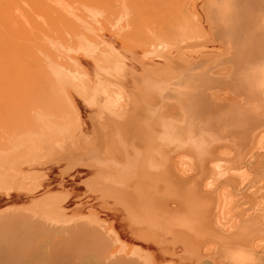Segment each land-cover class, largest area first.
Wrapping results in <instances>:
<instances>
[{
  "label": "rangeland",
  "instance_id": "obj_1",
  "mask_svg": "<svg viewBox=\"0 0 264 264\" xmlns=\"http://www.w3.org/2000/svg\"><path fill=\"white\" fill-rule=\"evenodd\" d=\"M202 2L0 0V212L59 262L264 264V60L220 56Z\"/></svg>",
  "mask_w": 264,
  "mask_h": 264
},
{
  "label": "bare ground",
  "instance_id": "obj_2",
  "mask_svg": "<svg viewBox=\"0 0 264 264\" xmlns=\"http://www.w3.org/2000/svg\"><path fill=\"white\" fill-rule=\"evenodd\" d=\"M253 1H255V0H244V5H243V2L241 3V1H240V3H239L238 0H203L200 8L202 10V13L204 14L205 22L208 25V29H209L210 39L208 41L211 44H219V45H222L225 47V51H224L225 53L224 54L222 53L223 55H220V56L225 55V57L227 59L232 58L231 51H232V46L235 43V38L237 36H241V35L244 36L245 35V38L247 40L246 44H249L250 51L254 55V57L258 58L256 60H258V61L264 60V3H263L264 1L258 0V1H256V5H254V6L252 5ZM238 4H240V5L242 4V6H240ZM260 20L261 21L263 20V21L261 22ZM200 32H202V31H200ZM214 57H216L215 54H209V55L201 54L200 59H198L197 61L191 62L187 66H184L182 68V70L192 71L195 68H201V67H203V65L210 64L211 62H214V61H216L217 58H219L218 56L216 58H214ZM208 68H207L208 70L212 69L210 66ZM206 79H207V81L201 80L198 83L189 82V84L187 83V81L182 80V81L186 82L182 86L183 87H185V86L190 87V89L192 90V91H190V94L192 93L195 96L197 95V98H201L203 96L201 99L205 100L206 98L208 99L210 97L209 94L208 95H206V94L209 93L208 89L210 90V88L214 85L215 77L209 76ZM225 83H226V81H225ZM228 83H229V80H228ZM233 83H234V81H233ZM197 84H198V86H197ZM196 87H200V90H197ZM238 89H237V91H238ZM206 91H207V93H206ZM188 98H190L192 100L194 99L191 96L190 97L188 96ZM188 98L186 100H184L183 105H186L187 100H189ZM197 98L195 97V100ZM207 99L205 100V103L206 102L209 103V101H207ZM195 100L193 102H195ZM190 103H192V102H190ZM196 104H198V102ZM247 104H249V103H247ZM252 104L250 103L249 105H252ZM205 106H204V109H205ZM206 108H208V107H206ZM205 111H206V109L203 112H205ZM0 183H2V185L4 186L1 189L9 190V188L16 185V180L15 179L14 180L13 179H7L4 181L0 180ZM131 188H132L133 194L137 196V200L135 199V202H134V204L137 203V206H136L137 208H134L135 206L133 207L134 204L131 205V208L134 210L136 209V211H132V209H131V211L134 214L135 220L138 222L140 214L145 215L144 213H141L139 211V209H141V207H144V204L146 202V200L143 197V195L146 193V188H144V185H141L138 181L133 182ZM139 200H141V201L143 200V201L141 202ZM24 209L26 210L27 206ZM141 210H142V212H145L144 209H141ZM23 212H26V211H23ZM23 212L21 213L20 210L17 212L8 211V208H5V209H3V211L0 212V264H23L24 262H26L25 264H27V262H29L30 259L33 260V262L37 261L36 262L37 264H66L64 262H61L62 260L59 262L58 259L53 258L51 247H46L43 243V241H45L46 243H48L50 241V239L48 237H45L47 232H45L44 230H42V231H44L45 234H44V232H43V234H42V232H40L42 235H45L44 236L45 238H42L41 234H38V236L35 235L37 233V231H36L37 225L30 224L31 220L28 218H30L31 215H30V217L27 218V217H25V215H23ZM28 215H29V213H28ZM22 216H24L28 221H30V222H28L29 224H27V222H26L27 220H25ZM146 216L149 217V215H146ZM175 218H176V216H175ZM173 219H174V217H173ZM37 221L38 220H36V222ZM34 222H35V220L32 221V223H34ZM110 223H112V222H110ZM89 225H91V224H89ZM48 228H49L48 231L50 230V233H52V235H53V232H51L52 229H50V227H48ZM80 228L82 229V227H80ZM58 229H59V227H58ZM34 230L36 231L35 234L33 233ZM173 230H175V228ZM58 232H59V230H58ZM101 232H103V231H101ZM32 234H33V236H36V237L40 236V239L42 238L43 241L41 243L39 241H36L39 238L33 237ZM82 234H86L88 236L90 235L94 238L96 237L95 233H93L94 235H91L92 231H90V229L87 230V228L85 229V227H84V229L79 230L78 233L76 232L75 234H73L74 236L72 238H79L80 235H82ZM55 236H56V234H55ZM34 239H35V241H34ZM99 239H97L95 244L99 245V241H98ZM87 240H89V239H87ZM101 240L102 239H100V241ZM103 240H104V238H103ZM102 243H105V242H102ZM49 245L50 244L48 243V246ZM39 248L40 249L43 248V250H41V251H42V253L44 252V254H45L44 256L41 254L39 255V253H41V252H39ZM63 248H64V246L62 247V250H63ZM57 249L59 250V248H57ZM58 250H57V252H58ZM66 250L68 251V247ZM63 251L65 253V250H63ZM67 253L69 254V252H67ZM76 253L75 254L73 253V255H76ZM78 255H79V252H78ZM61 256H63V255L61 254ZM28 257L30 259L27 261L26 258L28 259Z\"/></svg>",
  "mask_w": 264,
  "mask_h": 264
}]
</instances>
